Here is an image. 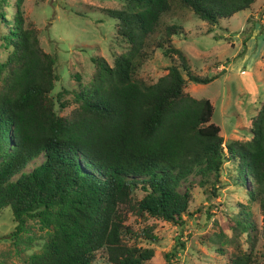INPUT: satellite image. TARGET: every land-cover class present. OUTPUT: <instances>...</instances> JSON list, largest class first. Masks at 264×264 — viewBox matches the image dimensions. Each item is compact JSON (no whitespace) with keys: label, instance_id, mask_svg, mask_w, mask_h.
I'll return each mask as SVG.
<instances>
[{"label":"trees","instance_id":"1","mask_svg":"<svg viewBox=\"0 0 264 264\" xmlns=\"http://www.w3.org/2000/svg\"><path fill=\"white\" fill-rule=\"evenodd\" d=\"M24 1L14 0L11 21L0 13L8 25L1 38L11 48L0 63V211L10 209L15 238L27 218L49 232L26 264H95L99 251L110 264H147L154 249L137 241L155 239L153 228L136 232L128 216L146 214L182 227L191 194L180 182L195 177L216 196L225 161L237 165V182L253 185L251 197L264 196V101L250 139L223 145L220 127L210 122V100L184 92L187 81L208 84L214 77L190 71L171 43L183 28L163 21L190 11L216 25L256 0H120L121 9L107 12L126 50L112 65L91 59L95 72L75 93L78 104L68 116L54 109L56 57L25 24ZM154 48L177 56L179 64L147 83L137 73ZM236 222L245 227V220ZM227 264L260 263L239 252Z\"/></svg>","mask_w":264,"mask_h":264},{"label":"rangeland","instance_id":"2","mask_svg":"<svg viewBox=\"0 0 264 264\" xmlns=\"http://www.w3.org/2000/svg\"><path fill=\"white\" fill-rule=\"evenodd\" d=\"M13 5L14 0H4L0 9L10 21ZM122 5L120 0H25L22 4L25 24L37 30L42 50L56 57L58 79L51 96L60 116H68L77 106L75 93L95 72L91 59L101 57L112 65L114 57L126 50V42L116 32V20L107 12ZM163 21L183 28L182 33L172 36L171 43L181 50L190 71L214 77L208 84L187 81L184 92L210 100V122L220 127L223 145L249 140L251 121L264 101V0H256L248 9L216 25L190 11H180ZM7 27L0 17V63L11 51L1 38ZM162 49L154 48L138 70V76L147 83L164 76L169 65L179 64L177 56H166ZM183 75L187 78L185 72ZM40 161L38 158L27 168ZM236 166L231 160L224 162L216 196L201 187L195 177L180 182V190L188 187L191 194L182 227L146 214L145 218L128 216L126 224L136 232L146 226L153 228L155 239L137 241L141 247L154 249V257L147 264H227L239 252L264 264V196L251 197L253 185L237 182ZM142 194L140 190L134 192L136 198ZM237 220H245V227ZM15 228L10 209H2L0 264H26L28 256L39 252L49 237L36 219L27 218L26 229L16 238ZM169 253L173 256L167 259ZM95 264L110 263L99 251Z\"/></svg>","mask_w":264,"mask_h":264},{"label":"crops","instance_id":"3","mask_svg":"<svg viewBox=\"0 0 264 264\" xmlns=\"http://www.w3.org/2000/svg\"><path fill=\"white\" fill-rule=\"evenodd\" d=\"M245 75H246V73H245ZM251 80H252V78H251ZM252 84H253V83H252ZM253 87H254V89H255V87H257L256 84H255V81H254V86H253Z\"/></svg>","mask_w":264,"mask_h":264}]
</instances>
